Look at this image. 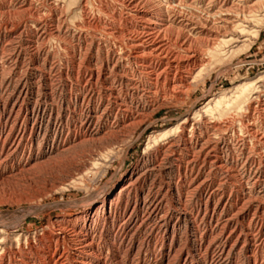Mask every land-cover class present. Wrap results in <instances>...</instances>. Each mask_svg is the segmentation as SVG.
Returning a JSON list of instances; mask_svg holds the SVG:
<instances>
[{
  "label": "bare ground",
  "instance_id": "obj_1",
  "mask_svg": "<svg viewBox=\"0 0 264 264\" xmlns=\"http://www.w3.org/2000/svg\"><path fill=\"white\" fill-rule=\"evenodd\" d=\"M40 1L0 0V35L2 29L5 35L8 28L14 29L15 20L18 29L30 35L23 40L20 31L18 39L25 47L15 51L16 57V53L6 56L9 53L0 51V92L4 90L0 96L6 97L0 99L6 110L0 117V165L15 159L17 165L11 166L14 173L62 163L95 142L102 143L103 150L114 147L113 142L128 137L137 122H142L145 116L139 115L141 111L153 112L155 104L188 87L207 69L208 60L220 62L240 46L252 48L264 19V0H103L98 6L95 0H42L48 4L46 8L69 15L74 12V20L84 17L82 23L87 26L95 23L101 27H88L84 55L74 52L73 66L82 59L78 76L83 75L75 86H68L61 70L49 63L52 53H46L39 65L46 50L41 41L56 40L67 32L62 19L45 22L47 10L41 9ZM94 11L102 16L97 23L88 18ZM8 36L13 39V30ZM30 49H34L31 69L20 66ZM124 85L133 93L141 91L145 103L128 106ZM234 94L231 109L221 107L223 95L219 100L214 97L203 107L204 112L194 115L211 113L217 119L245 110L239 130L233 133L245 147L241 158L236 156L240 146L234 150L221 143L219 137L228 135L229 128L192 124L188 113L177 128L179 135H174V129L150 139V144L164 142L156 148L153 169L120 176L99 200L89 201L87 210L75 219L78 225L71 231L67 226L60 229L62 234L51 238L47 251L37 253L35 261L24 256L9 264H236L239 251L246 256L243 263L251 264L253 259L252 264H264V192L259 187L264 181V77L241 83ZM113 114L114 122L107 125ZM211 129L220 140L211 136ZM221 144L223 153L219 152ZM247 146H252L248 153ZM156 172L167 181L154 179ZM229 186L237 191L226 197L222 189ZM184 225L195 233L188 253L180 239ZM7 237L0 230L1 264H5L7 251L12 252L13 244ZM159 248L158 259V254L150 260L140 257L143 249L153 253ZM122 253L125 262L120 260Z\"/></svg>",
  "mask_w": 264,
  "mask_h": 264
},
{
  "label": "rangeland",
  "instance_id": "obj_2",
  "mask_svg": "<svg viewBox=\"0 0 264 264\" xmlns=\"http://www.w3.org/2000/svg\"><path fill=\"white\" fill-rule=\"evenodd\" d=\"M95 1H96V5L94 4L95 6H98L99 2H103V0H95ZM40 2H41L40 7L44 6V7H41V9L47 10L45 11L46 15L44 16L45 22L50 23V21L52 20L61 21L62 19L61 21L62 28H64V30L67 32L64 35H61L56 40H53V39L46 40L45 39L43 41L44 44L41 41L40 44H42L41 45L42 48L46 50H45V53H43L40 56L39 65L42 66L44 58L46 59V53H50V54L52 53L50 55L51 57H50L49 63L51 62L50 64H54V66H56L59 70H61L60 73L62 72L61 74L67 78L66 84L67 85L69 84L68 86H71V85L75 86L77 84L76 81L77 80L80 81L82 79L83 74L80 73L81 76H78V74H79V70L82 68L81 64H83V62L81 61L82 59L80 60L78 59L80 62L77 61L76 66L75 67L73 66L74 52L77 54L76 56H79L80 53L81 55H84L86 52L85 50L88 46L86 44L87 42H85V37L87 36L88 33H90L89 30L88 32H86L88 27L91 28L90 30L99 29V28L101 29V27L95 23L91 24L92 27L87 26L86 24L82 23L83 22L82 19H85L84 17H82V19L80 20L81 17L76 16L79 19L74 20L75 18L73 16L75 15L74 12L73 13L71 12V15H69L68 12H65V13L63 12L64 14L61 12H55L54 10H52L53 8L51 7L46 8L48 4L46 3L47 4L46 5L45 1L41 0ZM80 8H81V5L77 7L78 11ZM48 15L50 17H46ZM55 15L59 16L60 18L56 17ZM88 18L90 20L94 19L92 21L96 22L98 18L102 19V16H100L99 13L96 14V11H94V13L92 12ZM15 21H14V27L15 26L16 27L15 28L13 27L15 30L12 29L15 35L13 39L8 36V34H11L12 32L10 28H8V30L10 29V31L8 30L6 31V35L4 33L5 31L3 29L1 30V32L2 31L3 32L0 35V51H4L5 55L9 53L6 56H11V55L13 56L16 53L14 55L16 57L17 52L15 51L16 50L19 51L20 48L25 47V45H22V39L25 40L27 38H30V35L27 34L28 31L27 30L25 31L23 29H18V25H17L18 21L17 20ZM263 23H264V19H263L262 24L260 25L261 34L258 40L256 39L252 40L253 41L252 48L249 46L247 47L240 46V49L236 50L234 55L233 54H231L230 56L227 55L220 62L213 63L208 60L209 63L207 62L208 63L207 66L209 65L211 67L209 66L205 67L204 69L206 68L207 69L203 70V73H202L203 75L200 74L201 77L198 76L194 81L191 82V84H189L188 87H183V88L178 89L176 95L170 96L168 97V99L166 98L162 103L159 102L155 104V107H154L155 111L154 110L153 112L148 111V109L141 111L139 115H143V117L144 116L145 117L143 118L142 122H137L139 124L135 126V131H133L134 134L133 133L129 134L128 137H125L122 140L116 141L117 143L113 142L114 144L113 143L112 144L114 147H112L111 145L112 149L110 146L108 147L110 149H108L104 145L105 149L103 150L104 148L103 144L95 142L96 145L89 144L88 146L87 145L84 146L83 148L76 151L77 153L72 154L71 155L72 157L69 156L68 157L69 159L62 161V163L53 162L50 164H46L47 166L40 165V167L34 168L33 171L32 170L29 171L30 173L28 172V170L23 171L21 173H14V171H12L11 166L17 165V161L15 159H11L10 162L8 161V162H5V164L4 163L1 164L4 166L0 165V230L5 232V236L6 237L8 236L7 238L10 239L9 242L13 244L11 246L12 252L7 251L8 254L7 253L5 254V257H6L5 264H9L11 260H12L11 261L12 263L14 259H16V261L23 260V258L25 257H33V261H35L34 257H36L35 255H37V253H40L41 251H47L46 248H48L50 244V239L57 235L59 236V234H62L60 229L62 228L65 229L64 227L67 226L69 228V231H71L70 230L71 227L74 228V226L78 225L77 220L75 219L80 218L81 214L87 210L89 203H90L89 201L92 199L99 200L102 197V194L104 193V191L107 189V187L113 183L115 185V183L117 182V179H119L120 176L130 173L132 172V170L140 171L142 169L144 170H149L151 168L153 169L152 161H154L156 150L159 149L160 146L164 144V142L157 143V144H154V143L150 144V139L153 136H157L158 134L171 131L174 129H175L174 135H179L180 129H178L179 130L178 131L177 128L178 126H181L182 122L185 119V116L188 113L191 114L190 117L192 120L191 122L192 124L196 122V124L198 123V124H201L200 126H203V124L213 125L214 123L213 126L215 125L224 126L222 130H225L227 128L226 129L227 131L229 128L228 135L222 134L223 138L219 137V135H217L218 133H216V130L214 129L210 130L211 136L213 138L216 137L215 139L220 138L221 143H224L225 147L226 146H229L230 148L233 147L232 149L236 150L235 148L240 146L236 150V154H237L236 156L238 158H241L242 156L241 149H245V147H243L242 142L240 143L241 140L237 142L238 136L234 138L233 133L239 130L240 128L239 121L245 115L246 113L245 110H243L241 114H237L236 112L232 111V113L234 112L233 115L230 114L231 113L230 112L228 113L230 115L227 114V116L223 118H217V119L211 113H208V115L210 116H207V115L203 116V114L202 115L198 114L197 116H195L194 114L198 113L199 111L204 112V108L207 106L206 104H208L211 100H214V99L219 100V98H221L223 95H225L224 96L225 99L221 107L228 106L231 109L234 106L233 104L234 100L232 97L235 96L234 94L235 89L238 85H240L243 82L258 81L260 78L264 77V24ZM94 26L97 28H93ZM55 27L56 25L53 28L55 29ZM16 28L19 31L16 30ZM50 30L51 29L49 27L47 32L49 33ZM20 31L21 32L23 31V32L21 33ZM20 33L22 34L21 40L18 39ZM63 37H65L64 38L65 40L63 39ZM59 39L61 42L58 41ZM45 41L47 43H45ZM12 43L14 44L12 45ZM50 43H54V46L53 44H50ZM95 46L93 49L94 54L97 53L96 52L97 50L95 49H97L98 47L97 44ZM66 48H69L70 50L69 49L67 50ZM32 50L34 51V49ZM33 51H31V49L27 51V55L25 54L24 57L22 58L20 66L22 67L25 66L26 68L28 67L30 69L32 68V63H33L32 58H34L32 56ZM57 51H58V54H57ZM54 53L57 55H55ZM78 67H81V68H78ZM6 69H7V72L5 74L8 75L10 71L8 70L9 68H6ZM20 75L23 76L24 74L20 73ZM122 89H123V96H125L126 93L129 94L128 96H126V102L128 106L131 105V107L134 108L137 105V103H140V104L145 103V99L140 95L142 94L141 91H138V92L135 91L133 93V90L131 89V87L127 88L125 85L122 87ZM181 89H182V92H181ZM179 90H180V93H179ZM3 91L4 90L2 89L1 92ZM183 92L184 93L188 92L189 96L187 95V93L184 94ZM73 94L76 95V92H73ZM1 96H0L1 100L3 97L6 98L3 95ZM175 96L177 99H175ZM171 97L172 99H170ZM4 105H5L4 103L0 102V117L4 116V112L6 111ZM142 113L144 114L146 113V114L144 115ZM114 116L115 114L111 115L107 125H111L114 122ZM209 128H212V126H210ZM188 130L190 131L192 130L191 126L188 128ZM212 132L214 136L212 135ZM227 143L230 144L231 146L228 145ZM149 144H150V148L148 149ZM225 147L221 144L219 146V149H220L219 152L220 153L225 152ZM250 147L252 146H247L248 149L246 153H248ZM106 153H110V155L112 156V159H111V156H109V154L106 155ZM103 155L105 157L109 156L110 158L108 157L105 159ZM24 157L26 158L27 155H25ZM102 165H104L105 168L104 166L102 167ZM241 166L242 164L240 165V167ZM167 167H169V165H166V168ZM104 170L105 171L108 170L107 174L103 172ZM173 170L177 172L176 171L177 169L175 167L173 168ZM238 170L240 171V174H241L239 175L242 176L243 169L239 168ZM155 178L157 180H163V181L165 179L163 178V176L159 175L158 172L155 173L154 179ZM165 181L167 180L165 179ZM259 187L264 192V189H263L264 181H262ZM229 188L224 187L222 189L226 197H228L230 193L235 195L237 191L236 188H233L231 186H229ZM233 189H236V190H233ZM189 199H191L190 196H189ZM202 207L204 208V204H202ZM254 210L255 209H252L250 215L254 213ZM186 228L187 227L184 225V227L180 231L181 237L180 236L179 237L180 239H182V246H183L184 252L188 253V251L189 252L192 251V246H193L192 244H193L195 233L192 229H188V228L186 229ZM138 243L140 244V242ZM169 244H170V240L167 242L166 246L168 247ZM62 245H63L62 242L58 244L60 248L62 247ZM70 245H71L70 243L65 242V246L67 248L70 247ZM159 251H160V248L156 252H153V253L147 252L145 249H143L140 253L141 255L140 257L146 260H150L151 258H154L158 254L156 256V259H158ZM151 255H154V257ZM245 257H246L245 253L242 251H239V256L236 257L235 259V262H237L236 264H247V263H243L245 262L244 260ZM125 259L127 258L125 257V254L122 253V255H120L121 262H125ZM253 262L254 260L252 259L251 264ZM181 263L183 262L181 261Z\"/></svg>",
  "mask_w": 264,
  "mask_h": 264
}]
</instances>
